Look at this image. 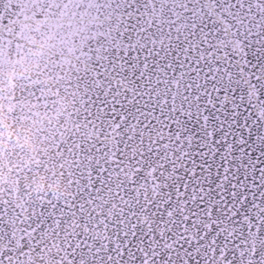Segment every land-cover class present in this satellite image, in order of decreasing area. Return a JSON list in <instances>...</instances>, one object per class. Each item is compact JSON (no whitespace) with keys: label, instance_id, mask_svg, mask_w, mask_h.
<instances>
[{"label":"snow or ice","instance_id":"6c2138e0","mask_svg":"<svg viewBox=\"0 0 264 264\" xmlns=\"http://www.w3.org/2000/svg\"><path fill=\"white\" fill-rule=\"evenodd\" d=\"M13 55L71 104L0 264H264V0H0Z\"/></svg>","mask_w":264,"mask_h":264},{"label":"water","instance_id":"95a60500","mask_svg":"<svg viewBox=\"0 0 264 264\" xmlns=\"http://www.w3.org/2000/svg\"><path fill=\"white\" fill-rule=\"evenodd\" d=\"M11 60L0 67V190L35 189L47 180V171L36 163L54 150L52 136L60 120L56 112L70 106L71 100L52 96L47 108L33 107L26 99V81L20 78L35 73L33 63L15 55Z\"/></svg>","mask_w":264,"mask_h":264}]
</instances>
